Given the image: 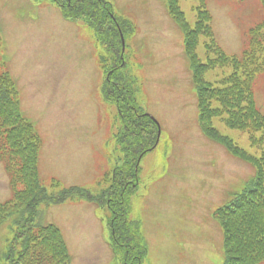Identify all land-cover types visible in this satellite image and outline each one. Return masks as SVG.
Returning a JSON list of instances; mask_svg holds the SVG:
<instances>
[{
    "label": "rangeland",
    "instance_id": "374dc122",
    "mask_svg": "<svg viewBox=\"0 0 264 264\" xmlns=\"http://www.w3.org/2000/svg\"><path fill=\"white\" fill-rule=\"evenodd\" d=\"M106 1L113 5L117 25L128 19L137 31L131 37L127 29L124 36L120 28L119 58L108 57L94 31L83 22L66 21L51 0H0L1 61L17 83L23 114L42 136V183L52 195L64 190L52 189V181L61 188H83L95 197L105 191L102 180L117 165L116 139L122 128L115 102L107 101L101 90L107 73L110 76L107 65L113 71L127 62L134 96L160 125L157 146L142 155L138 186L125 200L124 212L131 223L139 222L148 248L140 263L223 264L224 239L213 214L241 192L254 169L204 134L208 121L200 119L184 36L164 0ZM206 4L222 49L241 57L247 34L264 22L262 3L206 0ZM179 5L193 25L196 0H179ZM198 53L203 60L202 48ZM222 71L230 72L217 69L203 77L212 83ZM112 78L124 83V68ZM254 100L264 114V76L256 79ZM212 122L240 148L257 154L248 134L227 128L220 119ZM11 197L10 178L0 162V203ZM88 202L51 206L40 202L22 217L24 223L57 225L72 264H124V251L116 255L111 248L113 212ZM19 218L0 228V264H9L3 255L16 243ZM132 244L140 243L136 239Z\"/></svg>",
    "mask_w": 264,
    "mask_h": 264
},
{
    "label": "trees",
    "instance_id": "16d2710c",
    "mask_svg": "<svg viewBox=\"0 0 264 264\" xmlns=\"http://www.w3.org/2000/svg\"><path fill=\"white\" fill-rule=\"evenodd\" d=\"M51 1L66 20L83 22L90 27L96 40L106 48L108 57L119 58L120 48L116 47V41L121 44L120 28L124 36L129 30L130 35L134 33L128 20L117 25L119 21L112 5L105 0ZM196 2V20L191 25L184 18L179 0H164L168 14L184 36L186 57L197 88L200 119L208 121L202 129L208 139L220 143L232 157L254 169V175L241 192L213 214L224 239L223 264H264V114L254 100L256 79L264 76V22L247 34L248 45L243 55L230 56L216 40L206 0ZM260 2L264 7V0ZM200 48L203 60L198 53ZM2 52L0 36V162L5 165L12 190V197L0 203V228L5 222L20 217V231L14 237L16 243L4 248L3 256L9 264H71L70 251L60 228L33 220L24 223L22 215L40 202L51 206L68 201H90L113 212L110 220V223L114 221L110 225L113 253L119 255L123 250L124 264H141L147 247L139 223H131L124 212L125 200L138 186L137 162L155 146L158 126L139 105L136 94L134 96V78L125 71L127 62L113 71L107 65L110 76L107 73L101 90L107 101L115 102L122 128L116 139L120 143L116 149L117 165L102 180L107 188L101 196L95 197L83 188H61L59 182L52 181V189H64L52 195L39 174L42 136L22 112L20 92L9 68L1 61ZM103 64L101 61L100 65ZM123 68L124 83H121L112 75ZM217 69L230 72L222 71L218 81L217 78L212 83L206 81L203 76ZM216 119L231 130L248 134L257 154L240 148L231 138L221 134L213 126L212 120ZM136 239L140 243L137 246L132 244Z\"/></svg>",
    "mask_w": 264,
    "mask_h": 264
}]
</instances>
